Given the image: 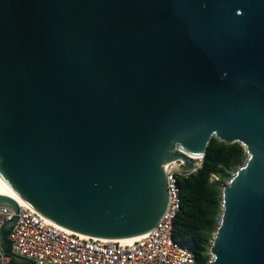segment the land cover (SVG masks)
Masks as SVG:
<instances>
[{
  "label": "water",
  "instance_id": "95a60500",
  "mask_svg": "<svg viewBox=\"0 0 264 264\" xmlns=\"http://www.w3.org/2000/svg\"><path fill=\"white\" fill-rule=\"evenodd\" d=\"M212 137L248 156L207 264H264V0H0V182L51 221L150 232Z\"/></svg>",
  "mask_w": 264,
  "mask_h": 264
},
{
  "label": "built area",
  "instance_id": "2783aa9c",
  "mask_svg": "<svg viewBox=\"0 0 264 264\" xmlns=\"http://www.w3.org/2000/svg\"><path fill=\"white\" fill-rule=\"evenodd\" d=\"M193 158V168L187 171L182 159L164 165L168 207L150 232L131 242L74 232L51 221L26 202H18V213L0 205V264L12 263L4 252L2 235L5 224L14 219L15 224L7 229L9 250L35 264H196L195 253L174 238L175 220L182 203L178 179L196 173L203 161L201 156Z\"/></svg>",
  "mask_w": 264,
  "mask_h": 264
},
{
  "label": "trees",
  "instance_id": "16d2710c",
  "mask_svg": "<svg viewBox=\"0 0 264 264\" xmlns=\"http://www.w3.org/2000/svg\"><path fill=\"white\" fill-rule=\"evenodd\" d=\"M247 156L241 143L227 144L212 137L198 171L178 179L182 203L175 220L174 238L195 253L196 264H207L212 259L210 246L223 209L222 184L231 178ZM214 176L218 180H214ZM5 238L10 249L9 230L5 231ZM11 264L31 263L12 261Z\"/></svg>",
  "mask_w": 264,
  "mask_h": 264
},
{
  "label": "bare ground",
  "instance_id": "6f19581e",
  "mask_svg": "<svg viewBox=\"0 0 264 264\" xmlns=\"http://www.w3.org/2000/svg\"><path fill=\"white\" fill-rule=\"evenodd\" d=\"M0 194L1 195H6V196H10L13 199H15L17 202H19L20 204H26L25 201L19 197L15 192H13L12 190L8 189L6 186H4L1 182H0ZM139 236L136 237H130V238H123L120 239V241L123 242H131L132 240L138 238Z\"/></svg>",
  "mask_w": 264,
  "mask_h": 264
},
{
  "label": "rangeland",
  "instance_id": "374dc122",
  "mask_svg": "<svg viewBox=\"0 0 264 264\" xmlns=\"http://www.w3.org/2000/svg\"><path fill=\"white\" fill-rule=\"evenodd\" d=\"M243 165V164H242ZM232 177V176H231ZM214 180H218V177L214 176L213 177ZM230 180V179H229ZM228 180V181H229ZM228 181H226L225 183L222 184V187H224L226 184H228Z\"/></svg>",
  "mask_w": 264,
  "mask_h": 264
}]
</instances>
